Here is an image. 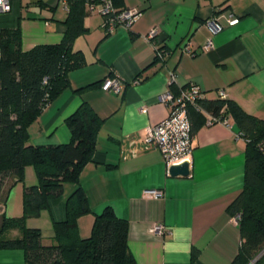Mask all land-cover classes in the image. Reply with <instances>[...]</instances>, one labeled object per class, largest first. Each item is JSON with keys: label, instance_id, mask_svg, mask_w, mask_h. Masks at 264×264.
I'll list each match as a JSON object with an SVG mask.
<instances>
[{"label": "crops", "instance_id": "1", "mask_svg": "<svg viewBox=\"0 0 264 264\" xmlns=\"http://www.w3.org/2000/svg\"><path fill=\"white\" fill-rule=\"evenodd\" d=\"M16 3L11 0V10L0 13V28L19 27L22 50L61 40L67 13L56 14L55 0L37 1L39 12L31 15ZM121 7L140 13L129 29L118 27L109 35L100 29L101 17L87 13V31L73 42L85 64L68 73V85L29 124L28 142H68L64 119L87 102L103 121L92 161L79 174L91 209L77 219L79 236L88 237L94 216L110 206L128 222V247L137 264H230L241 239L227 207L243 189L246 140L232 120L230 127L201 124L192 137L189 175L171 177L159 150L144 138L167 116L158 96L190 82L204 91V99H219L222 90L243 112L264 120V0H122ZM218 13L239 21L212 34L205 21ZM153 27L159 30L155 39L165 51L163 59H155L143 39ZM208 37L213 46L202 51ZM187 42L195 55L181 50ZM113 77L120 82L117 93L101 85L77 91ZM11 183L9 177L3 185L0 214L18 217L24 187L37 184L33 167L25 166L22 182ZM75 186L64 183L61 195L37 217L25 219V227L40 230L42 245L52 243L53 222L65 219L64 201ZM145 189H160L163 196L144 198ZM155 223L164 225L162 235L149 232ZM6 236L17 237L19 231ZM0 264H25L22 250L0 249Z\"/></svg>", "mask_w": 264, "mask_h": 264}, {"label": "trees", "instance_id": "2", "mask_svg": "<svg viewBox=\"0 0 264 264\" xmlns=\"http://www.w3.org/2000/svg\"><path fill=\"white\" fill-rule=\"evenodd\" d=\"M113 3L121 7L122 0ZM69 5L58 43L22 50L19 27L0 28V194L7 178L11 185L23 181L27 165L37 178L36 185L24 187L20 216L0 214V249L22 250L25 264H137L128 247V222L110 206L94 216L88 237L81 238L77 229V219L91 213L79 174L92 161L102 118L83 101L64 119L68 142L47 146L28 142L29 124L68 85V73L85 64L73 42L87 31L83 25L87 13L83 0ZM200 106L215 117H229L246 140L243 189L227 207L230 216L241 215L240 246L230 264H264V120L226 98L203 99ZM187 114L193 135L205 118L191 106ZM67 182L76 186L64 201L65 219L53 222L52 243L42 245L40 230L25 227V219L37 217ZM10 230H18L19 236L7 237Z\"/></svg>", "mask_w": 264, "mask_h": 264}, {"label": "built area", "instance_id": "3", "mask_svg": "<svg viewBox=\"0 0 264 264\" xmlns=\"http://www.w3.org/2000/svg\"><path fill=\"white\" fill-rule=\"evenodd\" d=\"M71 1L55 0V5H60L68 13ZM83 4L86 13L97 14L101 17L100 29L104 35L111 34L118 27L129 29L140 13L138 8L116 7L113 0H83ZM11 8V0H0V13L9 12ZM238 21L237 16H224L222 13H218L215 17L206 20L205 25L212 34H215L221 31L225 25L232 26ZM158 31L157 27L151 28L143 36V39L152 46L155 59H163L165 51L159 47L155 39ZM212 46V38L208 37L202 45L201 50L208 51ZM181 50L190 56L196 54V51L191 50L188 42L182 46ZM174 80L175 74L171 72L169 81L171 83ZM100 87L104 91L117 93L120 89V82L115 77L107 78L101 83ZM218 95L219 99H225V94L222 90L218 91ZM204 98V91L194 82H190L184 87H181L176 93L167 89L158 96V101L167 108V116L160 122L150 126L144 141L153 144L159 150L167 167V172L172 164L183 161H189L190 163L193 135L191 132V122L187 114V107L191 106L203 115L205 118L204 125L206 126L220 123L230 127L231 121L229 117H215L200 106V102ZM139 110L145 113L146 107L142 106ZM239 135L241 134L239 133ZM142 196L144 198L158 199L163 196V191L160 189H145L142 191ZM240 219V213L231 216V221L235 225H239ZM149 232L162 235L165 232V227L161 223H155L149 228Z\"/></svg>", "mask_w": 264, "mask_h": 264}, {"label": "rangeland", "instance_id": "4", "mask_svg": "<svg viewBox=\"0 0 264 264\" xmlns=\"http://www.w3.org/2000/svg\"><path fill=\"white\" fill-rule=\"evenodd\" d=\"M17 1V5L19 6V8H22L23 13L24 14H38L39 12V7L38 5H34L36 4L37 1H41V0H16ZM43 1H47V0H43ZM54 10L56 11V14H63L66 13L60 5H58L57 7L54 8ZM1 198V197H0ZM1 201V199H0ZM1 216H0V223H1Z\"/></svg>", "mask_w": 264, "mask_h": 264}, {"label": "water", "instance_id": "5", "mask_svg": "<svg viewBox=\"0 0 264 264\" xmlns=\"http://www.w3.org/2000/svg\"><path fill=\"white\" fill-rule=\"evenodd\" d=\"M168 173L171 177L188 176L189 161H183L177 164H172L168 170Z\"/></svg>", "mask_w": 264, "mask_h": 264}]
</instances>
